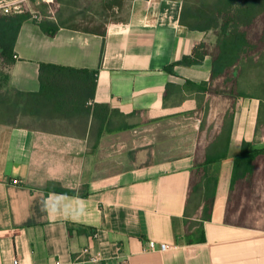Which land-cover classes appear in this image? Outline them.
<instances>
[{
    "label": "crops",
    "instance_id": "1",
    "mask_svg": "<svg viewBox=\"0 0 264 264\" xmlns=\"http://www.w3.org/2000/svg\"><path fill=\"white\" fill-rule=\"evenodd\" d=\"M181 6L132 0L104 36L23 22L12 89L37 91L40 63L97 70L92 102L121 116L99 140L90 118L0 124V264H264V224L227 214L242 143L264 148V102L193 88L209 81V55L165 71L209 36L179 24Z\"/></svg>",
    "mask_w": 264,
    "mask_h": 264
},
{
    "label": "trees",
    "instance_id": "2",
    "mask_svg": "<svg viewBox=\"0 0 264 264\" xmlns=\"http://www.w3.org/2000/svg\"><path fill=\"white\" fill-rule=\"evenodd\" d=\"M79 5L86 8L79 14L88 13L97 18V23L102 9L111 7L104 0H53L51 14L39 19H34L29 11L0 12V124L42 130L55 120L77 119L83 123L90 118L99 140L104 132L110 131L111 117L121 116L107 105L92 102L97 70L40 63L37 91L21 92L9 86V71L17 59L14 47L23 22L33 18L41 31L49 36L59 28L105 35V25L97 27L94 19V28L74 23L76 15L70 7L74 9ZM179 24L209 36L195 45L191 56L167 66L165 71L172 72L176 65L200 64L209 55V81L199 85L189 83L193 88L200 92L222 94L229 99L250 97L249 91H252L260 102H264V0H182ZM223 156L216 160H221ZM211 162L206 158V165ZM195 175H201L206 183H211L209 197L212 199L215 180L209 179L206 168L197 169ZM262 187L264 148L253 149L243 142L233 162L227 214L238 224H264V209H256L257 196ZM56 191L73 193L60 188ZM257 212L261 216L251 219Z\"/></svg>",
    "mask_w": 264,
    "mask_h": 264
},
{
    "label": "rangeland",
    "instance_id": "3",
    "mask_svg": "<svg viewBox=\"0 0 264 264\" xmlns=\"http://www.w3.org/2000/svg\"><path fill=\"white\" fill-rule=\"evenodd\" d=\"M94 1L97 2V0H94ZM104 1L106 5L109 4V6L111 7L106 8L104 10L102 9V12H101L102 15L98 23H97L98 20H95L97 18L90 16L88 13L79 14L80 12H83V11L85 12L86 8H83L80 5L79 7H75L74 9L70 7L71 9L70 11H72L76 15L74 19V23L82 25L83 27L87 26L88 28H94L95 26H93L94 24H92L93 19L95 23H97L95 24L97 25V27L109 21L122 20L126 18L128 7L132 0H104ZM16 3L18 4L19 9L22 12L29 11L34 16V19H39L43 16L50 15L52 11L50 5L42 3L38 0H19ZM117 4H119V6H117ZM257 199L258 201L256 202V205H257L256 209L257 210L264 209V187L259 189ZM260 216L261 214L257 212V213H254V215H252L251 219L256 220Z\"/></svg>",
    "mask_w": 264,
    "mask_h": 264
},
{
    "label": "built area",
    "instance_id": "4",
    "mask_svg": "<svg viewBox=\"0 0 264 264\" xmlns=\"http://www.w3.org/2000/svg\"><path fill=\"white\" fill-rule=\"evenodd\" d=\"M38 1L45 3L47 5H50L53 2V0H38ZM0 12H2L3 14H10V13H21L22 11L19 9V6L16 2L7 4L3 1H0ZM33 18H34V16H33ZM153 246H154V243L151 242L150 247H153ZM168 248H169V246L166 244H160L159 245V249L161 251H165ZM85 254L90 255V258L92 260H95V258L89 253L88 249H84L81 253V256H83ZM13 264H18V261L16 259H14Z\"/></svg>",
    "mask_w": 264,
    "mask_h": 264
}]
</instances>
